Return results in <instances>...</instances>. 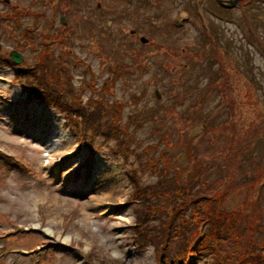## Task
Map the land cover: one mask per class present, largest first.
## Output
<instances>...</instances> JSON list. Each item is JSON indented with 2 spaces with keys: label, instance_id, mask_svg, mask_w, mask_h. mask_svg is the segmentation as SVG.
Returning a JSON list of instances; mask_svg holds the SVG:
<instances>
[{
  "label": "rangeland",
  "instance_id": "1",
  "mask_svg": "<svg viewBox=\"0 0 264 264\" xmlns=\"http://www.w3.org/2000/svg\"><path fill=\"white\" fill-rule=\"evenodd\" d=\"M4 1L0 53L8 56L16 49L24 60L18 66L0 62V151L8 155L0 160V231L21 227L20 234L0 239V264H36L35 253L37 264L43 259L44 264H89L83 260L90 252L94 264H153L156 246L148 240L137 250L129 230L141 222L131 174L142 185L161 177L166 187L173 186L154 200L167 221V212L190 214L183 202H175L182 193L174 186L189 182L187 172L199 168L194 192L225 171L231 191L223 206L244 223L255 222L260 213L258 226L264 224V182L256 187L261 197L255 205L247 187L255 172H264V2L247 5L246 0L225 18L209 16L212 33L229 54L218 43L222 55L213 60L194 0ZM202 5L219 10L213 0ZM244 5L246 15H241ZM182 10L190 16L180 25ZM18 67L24 70L17 73ZM218 68L225 77L216 79ZM33 72L58 91L56 97L31 96L28 89L37 86ZM74 103L87 114L105 107L99 124L106 117L115 124L111 138L105 141L99 133L82 139L72 124L81 115L68 111ZM120 129L141 154L139 160L129 156L135 163H124L114 152L122 137L113 136ZM244 141L248 144L236 154ZM165 151L168 168L158 160ZM144 155L152 156L150 165ZM146 221L147 229L153 221ZM173 221L176 232L178 221ZM33 228L39 235H22ZM249 236L263 244L264 226ZM15 246L30 253L2 254ZM199 253L196 264H212L210 252Z\"/></svg>",
  "mask_w": 264,
  "mask_h": 264
},
{
  "label": "trees",
  "instance_id": "2",
  "mask_svg": "<svg viewBox=\"0 0 264 264\" xmlns=\"http://www.w3.org/2000/svg\"><path fill=\"white\" fill-rule=\"evenodd\" d=\"M43 86H47L48 88H52V86L47 84H42ZM66 89V88H64ZM52 90V89H51ZM114 123L110 125L112 129ZM178 146V145H176ZM242 144L239 145V149ZM243 150L236 151V154L242 153ZM168 155L166 151L161 155V157H167ZM189 160V159H187ZM164 165L168 167V163L164 162ZM182 169V166L180 167ZM182 171V170H181ZM224 171V170H222ZM225 171L221 174L219 180L214 181L212 185L209 187H205L203 191H198L192 189L197 186L196 181L199 175V168H194L189 171L190 175L188 178V183L184 181H179L176 186V191L181 194L180 197L175 199V202L179 203H191V214L189 217H181L179 223L181 225L178 226V233L168 232L169 230H165L163 228L156 229V231L152 234L159 235V238L162 243L161 256L162 260L164 259L163 264H179L180 259L183 257L185 252L187 251V244L190 239V235L194 232L195 226L197 225V221L195 218L200 217L201 219H208L212 222L206 226V232H210L211 234L207 235L209 244H212L211 251L215 256V262L218 263V259L223 261L222 264H264V243L258 244V240L253 236H249V233L254 234L256 232H260L263 230L264 224H260L258 226L257 222H260L261 215L257 214V217L254 218L253 222L248 221V223H244L241 218H237L236 211H231L228 208L226 209L224 203L217 205L216 200H220L224 198L226 199L229 194V187L231 188V183L228 182V179L224 178ZM252 184H247V187L253 189L256 181L264 175L257 171ZM175 180L178 179L176 176ZM228 182V183H226ZM165 182H153L149 185L141 186L135 181V185L137 188L136 197L141 204V212L137 218L143 219L144 216H151L154 211H156L154 206V200L157 198V193L163 191L164 189H171L173 186L166 187L164 185ZM189 191V194H187ZM175 193V192H174ZM154 196V198H152ZM173 203V202H172ZM257 203L256 201H252L251 204L254 205ZM173 206V205H172ZM163 218V225L166 224L168 226V222H171V217ZM203 219V220H204ZM216 221V222H215ZM134 233L136 238V245L139 243H143L146 236L144 232L145 226L141 224L140 221L136 222ZM143 223V222H142ZM170 226V225H169ZM168 226V227H169ZM146 240V239H145ZM157 243V241H152ZM261 250L258 251V249ZM167 256L169 257H166Z\"/></svg>",
  "mask_w": 264,
  "mask_h": 264
},
{
  "label": "water",
  "instance_id": "3",
  "mask_svg": "<svg viewBox=\"0 0 264 264\" xmlns=\"http://www.w3.org/2000/svg\"><path fill=\"white\" fill-rule=\"evenodd\" d=\"M236 0L230 1V5H233ZM63 19V18H62ZM141 40H145V38H141ZM11 56L16 62H19L21 60V55L18 53L11 51Z\"/></svg>",
  "mask_w": 264,
  "mask_h": 264
},
{
  "label": "bare ground",
  "instance_id": "4",
  "mask_svg": "<svg viewBox=\"0 0 264 264\" xmlns=\"http://www.w3.org/2000/svg\"><path fill=\"white\" fill-rule=\"evenodd\" d=\"M10 227V226H9ZM3 230H7V229H3Z\"/></svg>",
  "mask_w": 264,
  "mask_h": 264
}]
</instances>
